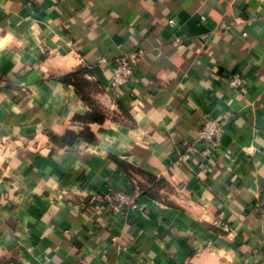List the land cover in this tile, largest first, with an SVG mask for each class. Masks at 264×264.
<instances>
[{"label": "crops", "instance_id": "crops-1", "mask_svg": "<svg viewBox=\"0 0 264 264\" xmlns=\"http://www.w3.org/2000/svg\"><path fill=\"white\" fill-rule=\"evenodd\" d=\"M130 49L133 78L113 90ZM79 71L102 122L64 81ZM205 120L222 123L215 153ZM131 168L156 197L107 208V186L150 187ZM256 205L264 0H0V264H264Z\"/></svg>", "mask_w": 264, "mask_h": 264}, {"label": "built area", "instance_id": "built-area-1", "mask_svg": "<svg viewBox=\"0 0 264 264\" xmlns=\"http://www.w3.org/2000/svg\"><path fill=\"white\" fill-rule=\"evenodd\" d=\"M140 55V50H124L113 60L109 83L111 89L115 90L128 85L133 78L134 65ZM225 79L230 89H237L241 86V76L239 73L227 75ZM221 133L222 123L220 121L205 120L198 130L197 139L204 144L207 153H215ZM140 194L141 191L138 186H134L130 191L116 190L111 186H107L100 201L113 211L134 209L138 205ZM256 207L260 219L264 221V207L261 205H256ZM101 258L103 261H106V255L104 253L101 255Z\"/></svg>", "mask_w": 264, "mask_h": 264}, {"label": "trees", "instance_id": "trees-1", "mask_svg": "<svg viewBox=\"0 0 264 264\" xmlns=\"http://www.w3.org/2000/svg\"><path fill=\"white\" fill-rule=\"evenodd\" d=\"M83 73L84 71H79L75 73H71L67 75L64 78V81L69 82L73 84L77 90V92L81 95V97L88 102V104L91 106L92 111L89 113L86 117V120L88 122H102L104 119V116L101 111L97 109V106L95 105L94 101H92L90 94L91 90L89 83L83 78ZM83 140L87 142H92L94 141L93 137L91 136L88 128H85L84 132L79 136ZM75 136L73 134H67L61 141L65 142L67 144H71V141L75 140ZM131 171L137 174H141L146 177L147 183L150 184L149 188H146L145 185L138 184V188L141 191V193L148 197V198H154L156 197V189L160 187V181L156 180L154 177L151 176H146L143 173L131 168ZM134 179V177H132Z\"/></svg>", "mask_w": 264, "mask_h": 264}]
</instances>
